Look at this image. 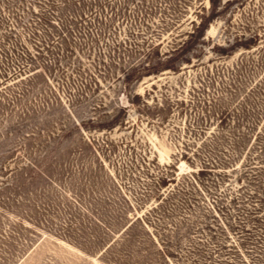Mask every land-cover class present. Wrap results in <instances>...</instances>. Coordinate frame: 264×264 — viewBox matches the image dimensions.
<instances>
[{"label": "rangeland", "instance_id": "374dc122", "mask_svg": "<svg viewBox=\"0 0 264 264\" xmlns=\"http://www.w3.org/2000/svg\"><path fill=\"white\" fill-rule=\"evenodd\" d=\"M212 1L0 0V264H264V0Z\"/></svg>", "mask_w": 264, "mask_h": 264}, {"label": "trees", "instance_id": "16d2710c", "mask_svg": "<svg viewBox=\"0 0 264 264\" xmlns=\"http://www.w3.org/2000/svg\"><path fill=\"white\" fill-rule=\"evenodd\" d=\"M212 2L214 3V0ZM212 19H213V17H212ZM209 21H210V18H208L207 20H202L201 24L197 28L199 36L202 35L204 30L207 28V25H208ZM251 42L254 43L253 40H251ZM165 183L166 182L164 181L163 184L165 185Z\"/></svg>", "mask_w": 264, "mask_h": 264}]
</instances>
